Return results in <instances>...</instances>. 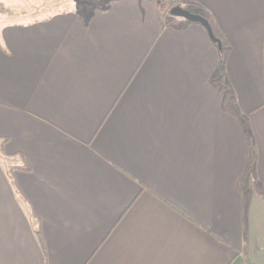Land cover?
Listing matches in <instances>:
<instances>
[{"label": "crops", "instance_id": "crops-1", "mask_svg": "<svg viewBox=\"0 0 264 264\" xmlns=\"http://www.w3.org/2000/svg\"><path fill=\"white\" fill-rule=\"evenodd\" d=\"M177 4L0 20V264H264V0Z\"/></svg>", "mask_w": 264, "mask_h": 264}, {"label": "rangeland", "instance_id": "rangeland-1", "mask_svg": "<svg viewBox=\"0 0 264 264\" xmlns=\"http://www.w3.org/2000/svg\"><path fill=\"white\" fill-rule=\"evenodd\" d=\"M109 0H9L0 5V20L17 22L23 19L35 18L38 14H51L56 10L67 8L74 3H95L104 6ZM161 12L170 15L175 7H181L177 0H155ZM45 10V11H44Z\"/></svg>", "mask_w": 264, "mask_h": 264}, {"label": "water", "instance_id": "water-1", "mask_svg": "<svg viewBox=\"0 0 264 264\" xmlns=\"http://www.w3.org/2000/svg\"><path fill=\"white\" fill-rule=\"evenodd\" d=\"M170 14L173 17L183 18L191 23H196L202 25L209 33L210 38L214 43H216L219 47V49H222L221 42L214 36L212 27L207 19L204 17L194 14L193 12L189 10H185L182 7H175L170 11Z\"/></svg>", "mask_w": 264, "mask_h": 264}, {"label": "trees", "instance_id": "trees-1", "mask_svg": "<svg viewBox=\"0 0 264 264\" xmlns=\"http://www.w3.org/2000/svg\"><path fill=\"white\" fill-rule=\"evenodd\" d=\"M225 57L224 54L221 53L220 63L218 67V74L219 78H221L222 81L225 79ZM249 171H254L256 167V148L254 144L251 142L250 151H249Z\"/></svg>", "mask_w": 264, "mask_h": 264}]
</instances>
